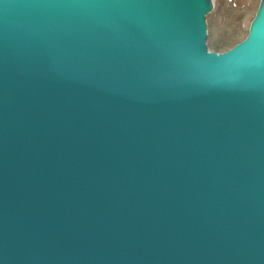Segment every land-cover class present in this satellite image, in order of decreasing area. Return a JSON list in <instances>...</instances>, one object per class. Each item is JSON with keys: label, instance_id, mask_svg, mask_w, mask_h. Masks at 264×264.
<instances>
[{"label": "water", "instance_id": "obj_1", "mask_svg": "<svg viewBox=\"0 0 264 264\" xmlns=\"http://www.w3.org/2000/svg\"><path fill=\"white\" fill-rule=\"evenodd\" d=\"M0 0V264H264V0Z\"/></svg>", "mask_w": 264, "mask_h": 264}, {"label": "rangeland", "instance_id": "obj_2", "mask_svg": "<svg viewBox=\"0 0 264 264\" xmlns=\"http://www.w3.org/2000/svg\"><path fill=\"white\" fill-rule=\"evenodd\" d=\"M259 0H213L205 16L206 45L210 51L223 52L245 38Z\"/></svg>", "mask_w": 264, "mask_h": 264}]
</instances>
